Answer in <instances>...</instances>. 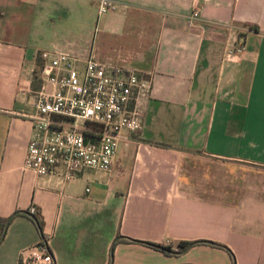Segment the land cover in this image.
<instances>
[{
    "label": "crops",
    "instance_id": "crops-1",
    "mask_svg": "<svg viewBox=\"0 0 264 264\" xmlns=\"http://www.w3.org/2000/svg\"><path fill=\"white\" fill-rule=\"evenodd\" d=\"M113 1L98 15L97 0H0V220L33 206L42 221L40 235L27 215L9 219L0 264L42 238L53 264H264V0ZM234 39L243 51L223 60ZM42 51L150 77L141 129L118 140L108 173L22 170Z\"/></svg>",
    "mask_w": 264,
    "mask_h": 264
},
{
    "label": "built area",
    "instance_id": "built-area-1",
    "mask_svg": "<svg viewBox=\"0 0 264 264\" xmlns=\"http://www.w3.org/2000/svg\"><path fill=\"white\" fill-rule=\"evenodd\" d=\"M115 8L113 0H97L98 15ZM198 19L199 12L193 9L185 20L192 26ZM243 49L241 41L234 39L225 45L222 59ZM40 58L44 81L28 114L32 133L22 170L55 176L62 183L85 170L108 173L118 140L141 129L139 100L150 94V77L100 61L92 54L83 59L81 67L64 52L42 51ZM26 210L28 214L35 211L33 206ZM162 245L169 247V242ZM17 264H53L47 239L21 248Z\"/></svg>",
    "mask_w": 264,
    "mask_h": 264
},
{
    "label": "trees",
    "instance_id": "trees-1",
    "mask_svg": "<svg viewBox=\"0 0 264 264\" xmlns=\"http://www.w3.org/2000/svg\"><path fill=\"white\" fill-rule=\"evenodd\" d=\"M247 28L249 30H254V31L257 30V27L253 26V25H247ZM24 214L27 215L30 218V220L34 224L37 232L41 235L42 221H41V218H40L39 214L36 211H34L32 214H28L27 210L26 211H16V212H14L11 215V217L14 216V215H24ZM3 222H4V220H0V229H2V227H3ZM122 240L123 241L139 242V243L147 245V246H149V247H151L153 249L159 250V251H161L163 253L173 254V255L180 254V253L186 251L189 247H191V246H193L195 244H208V245H211V246H214V247H218V248L224 249V250H226L228 252V249L224 245H222L220 243L204 241V240L179 241L178 244H177L176 250H171L167 246L154 244V243H149V242H144V241H135V240L127 239V238H123Z\"/></svg>",
    "mask_w": 264,
    "mask_h": 264
},
{
    "label": "water",
    "instance_id": "water-1",
    "mask_svg": "<svg viewBox=\"0 0 264 264\" xmlns=\"http://www.w3.org/2000/svg\"><path fill=\"white\" fill-rule=\"evenodd\" d=\"M10 218H11V216H9V217L5 220L3 230H4L5 226L7 225V223H8V221H9Z\"/></svg>",
    "mask_w": 264,
    "mask_h": 264
}]
</instances>
